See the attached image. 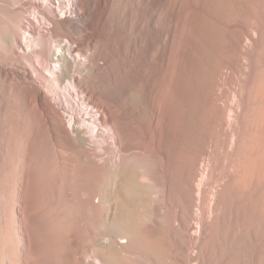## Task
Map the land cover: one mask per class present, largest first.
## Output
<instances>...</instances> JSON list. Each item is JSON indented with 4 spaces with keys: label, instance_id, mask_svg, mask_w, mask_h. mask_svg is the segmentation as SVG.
I'll return each instance as SVG.
<instances>
[{
    "label": "bare ground",
    "instance_id": "6f19581e",
    "mask_svg": "<svg viewBox=\"0 0 264 264\" xmlns=\"http://www.w3.org/2000/svg\"><path fill=\"white\" fill-rule=\"evenodd\" d=\"M258 15L264 0H0V264H215V246L264 264L231 199L264 148ZM215 56L254 73L243 91ZM206 122L220 159L190 145Z\"/></svg>",
    "mask_w": 264,
    "mask_h": 264
},
{
    "label": "rangeland",
    "instance_id": "374dc122",
    "mask_svg": "<svg viewBox=\"0 0 264 264\" xmlns=\"http://www.w3.org/2000/svg\"><path fill=\"white\" fill-rule=\"evenodd\" d=\"M38 1H42V0H38ZM51 5L55 6L53 3H51ZM263 19L264 18L260 15L253 18V20L257 23H264ZM26 20H28V19H26ZM28 22L29 23L31 22V25L33 24L32 20H28ZM40 26H41L40 28L44 29V30L47 29V27H48L47 24H42ZM263 49H264V43H263ZM263 52H264V50H263ZM254 61L259 63V59H257V58H255ZM213 62L223 72V74H224L223 78L228 77V76L229 77L233 76L230 73L231 67L228 64H226L222 59H220V57L217 58L215 56L213 58ZM247 62L249 63L248 59H247ZM248 66H249V64L247 65V67ZM252 73H248L246 71L234 73V76H233L234 81L236 83H239V85L242 87V91L246 87V83L249 80L248 77L250 78L249 74H251V76L254 75V73L253 74ZM225 85L227 86V88L229 90L232 91L231 86L228 84V81L226 82V80L224 82V87H225ZM79 95L81 96V94H79ZM79 95H78V97H79ZM258 96L264 97V90H262L258 94ZM260 139H261V135H259V138L257 140V150L258 151H257L255 158L250 162L249 165H247V167L245 168L244 174H242L241 178H239V182H238V185L236 186L235 191L231 193L232 201L234 203H236V202L238 203V201L240 202V203H238L239 211H238V214L236 216V221L235 220H229L230 219L229 216L232 215V214L230 215V213H231L230 211H229L228 217L226 214V213H228L229 209L227 206L229 205L230 202L227 203V206H226L227 210H226V208H224V210L227 211V212L224 211V213L226 212L225 216L227 219L229 218L228 220L226 218H224V220L226 219L225 222L229 225H232V223L235 221L234 223L237 225L236 226V232H235V241L237 243H240L246 237L255 236V237H258L259 239L264 238V148L261 146V141H259ZM226 140H227V136L224 135L223 131H221L220 129H218L215 126L209 125L208 122H206L202 130H200L199 132L193 131L192 135L190 136L189 142H190L191 147H193L194 150L197 151V153H199V155L210 156L212 154L209 158L211 159L213 157L212 160H216V159H220L221 155L225 156L224 143L226 142ZM229 159H230V162H229ZM226 160L229 163V165H233V167H235V165H237L236 162H238V160L235 159L234 156L232 157L230 155H228L226 157L225 161ZM203 164L204 163H202V167L204 166ZM211 196H212V194H210V197ZM203 199H204L203 200L204 202L201 201L202 198H201V200L199 199L198 202H196V204H194V206H195V207H193L194 212L192 210V212L196 216L200 213L199 216H197V217L198 218L200 217L202 219H204L203 215H204V217L207 216L205 214H207L211 208V205H210L211 202H208V198L203 197ZM179 201L183 203V201H181V200H179ZM198 204H201V207H199L200 205H198ZM185 205L186 204L183 203V206H185ZM183 206H180V207H182L183 211L185 210L184 212H186V210H189V208L187 206H185L184 208H183ZM207 208H208V210H207ZM195 209L198 211H195ZM204 211H206V212H204ZM91 215H93V214H91ZM216 239H218V236L215 238V240ZM219 239L216 240L217 242L214 240L215 243H217V244L212 243V245H214V244L217 246L220 245L219 243H221V242ZM218 247H216L215 249H218ZM209 248L211 249V245ZM214 248L212 250L209 249L212 252L208 251L207 254H209V252H210L209 255H212L214 257V252L217 251L218 253H215L216 255L214 258L218 257L217 258L218 260L217 259H216L217 261L213 260L214 258L212 257V260L215 262V264H217V262H219V260H220L219 255H218L219 251L215 250ZM210 257H207V258H209L207 260L210 261L211 260ZM211 261H210V263H211ZM192 263H194V262L192 261ZM218 264H220V262ZM231 264H232V262H231ZM233 264H241V263L238 261H236V262L234 261Z\"/></svg>",
    "mask_w": 264,
    "mask_h": 264
}]
</instances>
